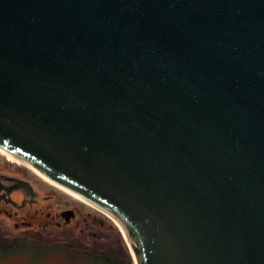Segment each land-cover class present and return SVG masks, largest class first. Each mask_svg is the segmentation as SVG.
Returning a JSON list of instances; mask_svg holds the SVG:
<instances>
[{
  "label": "water",
  "instance_id": "1",
  "mask_svg": "<svg viewBox=\"0 0 264 264\" xmlns=\"http://www.w3.org/2000/svg\"><path fill=\"white\" fill-rule=\"evenodd\" d=\"M0 150L135 264H264V0H0Z\"/></svg>",
  "mask_w": 264,
  "mask_h": 264
},
{
  "label": "flooded vegetation",
  "instance_id": "2",
  "mask_svg": "<svg viewBox=\"0 0 264 264\" xmlns=\"http://www.w3.org/2000/svg\"><path fill=\"white\" fill-rule=\"evenodd\" d=\"M1 162L0 159V236L2 238L6 235V221L9 219L13 221L14 228L21 232L54 227L59 230L70 229L65 237L102 239V232L108 224L97 211H89L85 205L68 197L61 199L56 209L55 203L60 198L51 193L49 188L36 182L22 168L9 170V164Z\"/></svg>",
  "mask_w": 264,
  "mask_h": 264
},
{
  "label": "rangeland",
  "instance_id": "3",
  "mask_svg": "<svg viewBox=\"0 0 264 264\" xmlns=\"http://www.w3.org/2000/svg\"><path fill=\"white\" fill-rule=\"evenodd\" d=\"M0 159L2 164H9V170H16L22 168L27 171L33 179L40 183L42 186L49 188V191L56 194L60 200L56 201L55 208L58 209L59 202L63 198H72L77 202L85 205L89 211H97L104 220L107 221V226L102 232V239L97 240L94 238L87 237L89 242L98 247L112 249L114 253L123 258H128V251L133 259L131 249L121 231V228L117 221L112 217L105 215L100 210L92 207L85 202L73 197L68 192L64 191L57 185L44 179L39 175L32 167L27 166L23 161L14 158L13 156L0 150ZM34 170H32V169ZM61 203V202H60ZM7 231L4 238L0 236L1 247H5V250L0 252V264H92L85 261L72 262L70 257L66 254V251L60 249H53L58 242L62 239V236L71 231L69 230H59L57 228L51 227L48 229H40L38 231L21 232L14 228L13 221L9 219L6 221ZM96 240V241H95ZM86 242V240H85ZM88 243V242H87ZM3 250V248H2ZM135 263V262H134Z\"/></svg>",
  "mask_w": 264,
  "mask_h": 264
},
{
  "label": "trees",
  "instance_id": "4",
  "mask_svg": "<svg viewBox=\"0 0 264 264\" xmlns=\"http://www.w3.org/2000/svg\"><path fill=\"white\" fill-rule=\"evenodd\" d=\"M61 238L64 240L59 241L58 245L53 249L66 251V254H68L67 256L70 257L72 262L85 261L92 264H135L129 251L128 255H126L128 258L126 259L118 256L112 249H108L107 247L102 248L98 247V245H95V247L93 244L90 245L92 242H89L87 238L78 236H62ZM4 250L5 247H1L0 243V252L2 253Z\"/></svg>",
  "mask_w": 264,
  "mask_h": 264
},
{
  "label": "bare ground",
  "instance_id": "5",
  "mask_svg": "<svg viewBox=\"0 0 264 264\" xmlns=\"http://www.w3.org/2000/svg\"><path fill=\"white\" fill-rule=\"evenodd\" d=\"M28 165V164H27ZM29 166V165H28ZM31 167V166H30ZM33 168V167H32ZM39 175H41L44 179H46V180H48V181H50L49 179H47L45 176H43L39 171H37L35 168H33ZM51 182V181H50ZM53 184H55V185H57V186H59L58 184H56V183H54V182H52ZM59 187H61V186H59ZM61 189H63V190H65V191H67L66 189H64V188H62L61 187ZM67 192H69V191H67ZM69 193H71V192H69ZM72 194V193H71ZM74 195V194H73ZM76 196V195H75ZM76 197H78V198H80V199H82L83 201H85V202H87V203H89L88 201H86V200H84L83 198H81V197H79V196H76ZM89 204H91V203H89ZM91 205H93V204H91ZM94 206V205H93ZM119 224V223H118ZM119 226H120V224H119ZM120 228H121V226H120ZM121 230H122V228H121Z\"/></svg>",
  "mask_w": 264,
  "mask_h": 264
}]
</instances>
